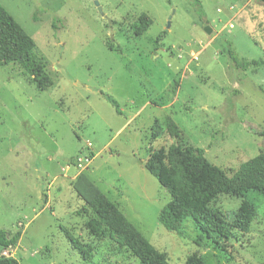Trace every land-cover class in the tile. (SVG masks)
I'll use <instances>...</instances> for the list:
<instances>
[{"label":"rangeland","instance_id":"1","mask_svg":"<svg viewBox=\"0 0 264 264\" xmlns=\"http://www.w3.org/2000/svg\"><path fill=\"white\" fill-rule=\"evenodd\" d=\"M99 2L103 12L94 0H0L34 38L52 79L40 91L20 62H0V230L22 231L0 256L21 264H142L116 228L90 232L95 214L75 188L84 175L171 264L194 254L204 264H264L261 196L251 230L216 247L191 219L182 234L160 223L170 191L145 167L153 151L176 142L171 120L183 144L203 148L228 177H240V164L264 152V65L237 68L226 51L231 42L241 59L264 61V6ZM142 13L153 24L137 36ZM241 202L221 194L214 204L231 222ZM62 227L93 248L91 261Z\"/></svg>","mask_w":264,"mask_h":264},{"label":"trees","instance_id":"2","mask_svg":"<svg viewBox=\"0 0 264 264\" xmlns=\"http://www.w3.org/2000/svg\"><path fill=\"white\" fill-rule=\"evenodd\" d=\"M255 1L264 6V0ZM196 4L203 16L200 1H196ZM152 24L151 16L142 13L133 26L135 35H143ZM228 45L226 51L237 68L247 69L264 65V61L257 59H241L232 43L229 42ZM109 47L114 49L112 44ZM35 48L34 38L0 3V62H20L32 76L39 90L44 91L52 85V79L44 60L37 56ZM107 98L121 113L118 101L110 95H107ZM168 132L176 142L167 150L161 148L153 151L145 164L147 170L170 191L171 199L159 214L160 223L167 230L182 234L183 223L191 219L202 236L212 240L216 247H222L226 241L236 238L237 231L249 232L259 215L256 197L261 196L264 199V152L240 164V177H228L224 169L206 157L203 148L183 144V131L174 120L169 122ZM75 188L95 214L87 222V227L93 235L101 236L106 225L114 227L126 237L128 248L142 264H171L167 253L151 244L132 223L125 221L115 202L84 175L78 178ZM221 194L242 199L231 222L227 221L223 210L214 204ZM62 228L73 248L79 251L84 260L91 261L93 248L75 237L69 229ZM21 236L22 231L11 235L7 230L1 229L0 246L14 247ZM0 264L21 263L15 257L2 255ZM184 264L204 263L201 257L194 254Z\"/></svg>","mask_w":264,"mask_h":264},{"label":"water","instance_id":"3","mask_svg":"<svg viewBox=\"0 0 264 264\" xmlns=\"http://www.w3.org/2000/svg\"><path fill=\"white\" fill-rule=\"evenodd\" d=\"M94 1H95L96 5L98 6L99 10H100L101 12H103V9H102V7H101V5H100L99 0H94ZM170 18H171V17H170ZM110 22H111V21H110ZM169 25H170V22H169Z\"/></svg>","mask_w":264,"mask_h":264}]
</instances>
